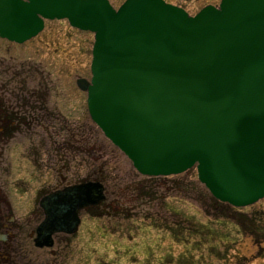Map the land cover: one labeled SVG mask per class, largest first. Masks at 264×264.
<instances>
[{"label": "water", "instance_id": "1", "mask_svg": "<svg viewBox=\"0 0 264 264\" xmlns=\"http://www.w3.org/2000/svg\"><path fill=\"white\" fill-rule=\"evenodd\" d=\"M44 19L94 34L87 94L91 121L141 175L195 169L216 200L239 208L264 197V0H221L196 15L160 0H0V37L23 43ZM105 188L86 181L39 206L37 248L75 234L79 213Z\"/></svg>", "mask_w": 264, "mask_h": 264}, {"label": "rangeland", "instance_id": "2", "mask_svg": "<svg viewBox=\"0 0 264 264\" xmlns=\"http://www.w3.org/2000/svg\"><path fill=\"white\" fill-rule=\"evenodd\" d=\"M93 42L92 32L71 27L66 19L46 21L44 29L23 44L0 37V85L6 86L0 96L12 102L11 94L33 92L36 98L32 108L13 105L9 121L21 120L0 130V185L15 216L35 230L43 220L39 201L44 195L94 177L106 195L96 208L79 213L75 234L55 235L51 248L38 249L25 240V261L264 264V233L256 243L234 222L210 219L195 199L168 190L171 183L161 176L149 181L91 121L86 92L76 81L91 78ZM193 171L188 177L196 187L188 190L191 196L205 189ZM149 192L156 194L155 200ZM235 210L258 221L257 227L264 226V197Z\"/></svg>", "mask_w": 264, "mask_h": 264}, {"label": "flooded vegetation", "instance_id": "3", "mask_svg": "<svg viewBox=\"0 0 264 264\" xmlns=\"http://www.w3.org/2000/svg\"><path fill=\"white\" fill-rule=\"evenodd\" d=\"M22 1L27 2V0H22ZM106 1L111 5L112 8L117 9L126 0H106ZM160 1L169 4L173 7H176L178 9H181L182 11H185L189 16L196 15L200 10H202L206 6L217 7L218 4L221 2V0H160ZM46 21H49V19H44V25ZM10 42L14 43L15 45L25 43V42L16 43L12 41ZM5 87H6L5 85H0V88L5 89ZM43 93L45 95V92ZM39 94L40 93H38V96H40ZM10 96L14 97V100L12 102H10L11 100L9 101V99H6L5 96L4 97L2 95L0 96V130L10 129L16 125V122L18 120H21L20 118H16L15 122L9 121L10 118H13V114H14L13 105H15L20 109L32 108L34 99H36L34 97L33 92L26 93V95L23 96L22 95L15 96L14 94H11ZM38 96L37 99H39ZM55 190H59V189H55ZM35 233H36V229L35 230L28 229L27 224H25V221L15 216V214L13 213V208L8 198L6 197L4 188L3 186L0 185V264H32L30 261L28 262L27 260L25 261L26 256L23 248H24L25 240H28L34 245L35 248H37L33 241L35 237ZM43 248H47V247H43ZM38 249H42V248H38Z\"/></svg>", "mask_w": 264, "mask_h": 264}, {"label": "trees", "instance_id": "4", "mask_svg": "<svg viewBox=\"0 0 264 264\" xmlns=\"http://www.w3.org/2000/svg\"><path fill=\"white\" fill-rule=\"evenodd\" d=\"M98 150H100V149H98ZM190 171L191 170H189L183 174L172 176V177H159V178L161 180H164L165 182L171 183L170 184L171 186L168 187V190L173 191L176 194L183 196L185 198L189 197V198L195 199V201L201 205L203 212L206 214V216L210 217V219H223L226 221L234 222V224H236L238 226L239 231L241 233H243V234L250 233L253 236L255 242L259 243V241H258L259 233H264V226L263 227L261 226L260 228L257 227L255 222H258V221H256L255 219L254 220L249 219L246 215H244L243 213H241L238 210H235V208L230 206L229 204H226V203H223V202L216 200L215 198H213L209 194V192L206 189H204L201 192V188H199L198 190H196L197 194L195 196L189 195L188 190H193V189L195 190V188H196L195 182L189 180V178H188ZM193 172H195V170ZM193 176H196V172H195V175H193ZM171 178H173V179H171ZM155 179H156V177H148L149 181L155 180ZM93 181L101 182V180H99L98 177H94ZM150 185H152V184H150ZM147 194H148V197L150 199L155 200L156 194H154L152 192L151 193L149 192ZM93 208H96V207H89L86 209V211L90 212L91 209H93ZM247 219L251 220V226L247 225V222H246ZM257 245H259V244H257Z\"/></svg>", "mask_w": 264, "mask_h": 264}]
</instances>
